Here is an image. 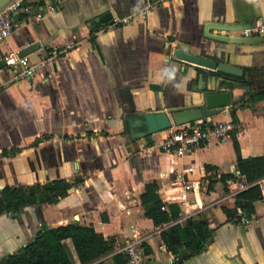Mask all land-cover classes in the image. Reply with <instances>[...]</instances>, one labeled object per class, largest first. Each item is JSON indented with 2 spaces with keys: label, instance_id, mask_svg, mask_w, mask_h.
I'll list each match as a JSON object with an SVG mask.
<instances>
[{
  "label": "crops",
  "instance_id": "obj_1",
  "mask_svg": "<svg viewBox=\"0 0 264 264\" xmlns=\"http://www.w3.org/2000/svg\"><path fill=\"white\" fill-rule=\"evenodd\" d=\"M153 1L149 16L135 13L145 0H34L30 13H14L18 27L0 43V59L35 42L39 46L28 56L40 66L26 81L17 79V68L0 69V189L57 180L73 186L54 202L1 214L0 259L30 242L43 225L79 222L114 238L117 250L141 238L151 264H264V196L255 201L251 223L235 222L225 209L241 208L239 190L222 179L232 174L244 182L239 153L264 156V42H224L205 34L210 22L264 20V0ZM51 2L56 9L36 20L38 4ZM115 15L131 19L107 27ZM241 30L209 32L243 35ZM178 48L245 72L243 85H220L236 102L208 117L233 120L236 112L242 129L226 142L212 140L182 156L159 146L167 130L132 141L126 126L131 113L201 103L199 87L214 85L217 71L175 57ZM254 92L261 96L239 106ZM152 181L167 204L180 206L175 222L208 217L213 233L202 252L186 257L185 246L179 253L167 250L161 231L171 224L155 225L142 203ZM63 242L73 264H82L72 239Z\"/></svg>",
  "mask_w": 264,
  "mask_h": 264
},
{
  "label": "trees",
  "instance_id": "obj_2",
  "mask_svg": "<svg viewBox=\"0 0 264 264\" xmlns=\"http://www.w3.org/2000/svg\"><path fill=\"white\" fill-rule=\"evenodd\" d=\"M109 24L111 21L107 23V25ZM231 83L243 85L245 83L244 76ZM260 96L261 93H251L247 98L243 97L240 100L239 106H248L250 102ZM233 120L237 121L236 112L233 113ZM238 149L239 147H237ZM237 168L241 179L250 184L237 193V205L249 217L255 212V201L262 197L260 185L255 181L264 176V156L244 157L239 153ZM229 177L235 176L226 174L222 176V179L225 181ZM72 186L73 183L67 180L17 187L7 185L0 189V215L19 212L26 205L54 202L58 197L68 194ZM157 189L156 181L147 183L146 190L142 194V203L146 206L145 215L151 218L155 225L171 224L161 231V237L167 250L179 253L180 248L185 246L186 257L202 252L211 240L213 233L208 217L204 214L189 217L186 225L180 221L175 222L180 217V206L176 203L167 204L160 197ZM225 210L231 219L237 213L236 209L227 208ZM67 238L72 239L82 264L128 263V254L117 250L114 238L105 237L93 225L71 222L55 228L43 225L26 246L23 245L19 250L0 259V264H73L63 242ZM143 247H145L146 253L150 252L146 244L143 243Z\"/></svg>",
  "mask_w": 264,
  "mask_h": 264
},
{
  "label": "built area",
  "instance_id": "obj_3",
  "mask_svg": "<svg viewBox=\"0 0 264 264\" xmlns=\"http://www.w3.org/2000/svg\"><path fill=\"white\" fill-rule=\"evenodd\" d=\"M33 2L34 0H14L0 10V43L6 41L18 27L14 13L21 10L30 13L33 10ZM153 6V0H145L136 9L135 13L149 16L153 12ZM55 9L56 5L52 2L46 5L38 4L34 17L36 20L42 19ZM130 19L131 15H115L111 24L107 27L128 23ZM241 31L243 35H262L264 34V20L260 19L254 25ZM5 58L9 67L17 68L16 77L20 81L34 79L40 66L39 63L32 62L28 55L21 56L18 52H11ZM241 129V123L234 120L213 121L210 118L200 119L183 125H174L167 129V133L160 140L159 146L166 151H172L182 156L190 149L209 143L212 140L226 142L231 138L234 131ZM226 182L228 184L236 183L235 189L239 191L247 186L246 183L238 181L234 177L227 178ZM255 183L260 185L262 195L264 196V176L255 181ZM189 187L190 185H186V188ZM182 198H185V194L182 195ZM233 220L244 224L251 223V218L245 215L242 208H238ZM121 250L128 254L127 264H151L145 253L142 239L139 237L134 236L128 240Z\"/></svg>",
  "mask_w": 264,
  "mask_h": 264
},
{
  "label": "water",
  "instance_id": "obj_4",
  "mask_svg": "<svg viewBox=\"0 0 264 264\" xmlns=\"http://www.w3.org/2000/svg\"><path fill=\"white\" fill-rule=\"evenodd\" d=\"M14 0H0V10ZM251 26V23H222L210 22L205 25V34L219 41L233 43H261L264 42V34L257 36L247 35H222L210 33V28L225 29V30H240ZM39 43H31L20 50L19 55L25 56L30 54L38 47ZM174 56L184 61H188L198 66L206 67L217 71V78L212 87L206 83L204 87H199L203 91V101L197 104L186 106L171 107L167 110L156 109L144 112L131 113L126 118L127 131L132 141L148 137L158 132L165 131L174 125H183L200 119H205L214 116L226 107L236 102L232 98V93L229 89H221L222 81H236L244 75V69L237 65L228 62H219L214 58L207 57L198 53H194L185 49H175ZM7 66L6 58L0 59V69ZM210 81L212 75H207ZM203 73L200 74V80H203ZM250 83L249 79H246ZM253 85V84H252ZM245 87V86H244ZM246 87H251L246 85ZM27 243L24 244L26 246ZM7 255V254H5Z\"/></svg>",
  "mask_w": 264,
  "mask_h": 264
},
{
  "label": "rangeland",
  "instance_id": "obj_5",
  "mask_svg": "<svg viewBox=\"0 0 264 264\" xmlns=\"http://www.w3.org/2000/svg\"><path fill=\"white\" fill-rule=\"evenodd\" d=\"M159 133V132H158Z\"/></svg>",
  "mask_w": 264,
  "mask_h": 264
}]
</instances>
